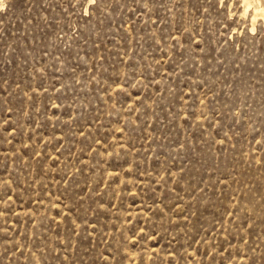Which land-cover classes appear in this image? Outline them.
<instances>
[{
    "label": "rangeland",
    "instance_id": "1",
    "mask_svg": "<svg viewBox=\"0 0 264 264\" xmlns=\"http://www.w3.org/2000/svg\"><path fill=\"white\" fill-rule=\"evenodd\" d=\"M252 5L0 0V264H264Z\"/></svg>",
    "mask_w": 264,
    "mask_h": 264
},
{
    "label": "bare ground",
    "instance_id": "2",
    "mask_svg": "<svg viewBox=\"0 0 264 264\" xmlns=\"http://www.w3.org/2000/svg\"><path fill=\"white\" fill-rule=\"evenodd\" d=\"M242 1H243L244 11H246L249 8V6L253 4L252 5V22H254L258 16H261L264 18V5L261 4L259 0H252L254 2L250 0H242Z\"/></svg>",
    "mask_w": 264,
    "mask_h": 264
}]
</instances>
